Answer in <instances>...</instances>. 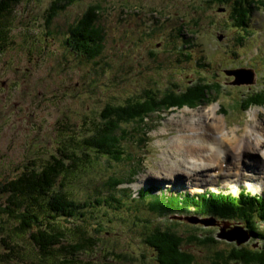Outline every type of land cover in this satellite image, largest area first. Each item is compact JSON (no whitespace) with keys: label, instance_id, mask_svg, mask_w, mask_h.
<instances>
[{"label":"rangeland","instance_id":"374dc122","mask_svg":"<svg viewBox=\"0 0 264 264\" xmlns=\"http://www.w3.org/2000/svg\"><path fill=\"white\" fill-rule=\"evenodd\" d=\"M53 1L21 0L12 6L5 20L6 40L0 53V184L18 176L24 166L30 168L36 165L39 168L66 136L78 138L84 135L86 129L92 127L89 124L91 120H101L100 113L106 105L135 102L146 92L159 98L165 92L167 95L174 91L187 94L192 84L214 83L211 90L204 89L212 91L208 98L210 102L199 101L194 106L183 104L181 108H161L150 113L144 118V122L151 120L145 126L149 128L146 135L135 131L138 127L136 123L120 125L117 133L120 134L123 129L128 134L122 142L124 156L121 161L104 158L92 161V157L90 168L62 181L69 195L82 203L94 195L95 190L104 195L106 189L103 184L109 178L127 176L131 168L135 175L140 172L137 177L134 176L133 183L119 186L120 189L127 188L123 193L121 209H112L103 203L93 204V209H89L92 213L84 219L85 225L95 232L99 228L97 224L101 223L103 231H97V235L87 233V236L97 237L99 243L97 241L94 246L95 240L86 238L88 244L93 241L94 248L76 252L74 264H147L150 262L149 253L139 241L135 218L155 222L154 214L140 206L145 200H130L144 188L153 190V187H159L177 194L186 190L161 186V180L164 186L175 187L177 184L169 182V176L161 179L162 176L157 174L163 172L162 167H169L172 161L175 166L184 163L183 156L177 157L178 153L173 160L169 158L172 142L180 136L191 135L181 131V125L196 121L198 117V120L209 117L207 122L215 120V125L219 123L227 129L228 136L231 129H237L233 136L235 141L242 139L244 129L264 128V107H256V98L251 99L246 111L240 109V102L250 99L251 91L264 84V70L260 66V62L264 61V15L260 11L264 8L253 10L251 21L244 31L228 25L229 6L217 5L212 12L206 9L197 11L190 19V14L186 15L189 11L187 6L205 7L203 0H79L58 11L48 22L46 13ZM256 1L264 4V0ZM92 6L99 7L95 22L102 29L101 51L95 61L87 62L79 54L64 48L63 40L69 26ZM219 9H225L224 13L218 12ZM186 20L190 27L199 25L200 31L195 34L197 37L191 36L192 32L187 34L189 25ZM181 21L187 32L182 28ZM214 30L221 32L214 35ZM216 36L220 37V41L216 40ZM184 37L188 38L187 43L183 42ZM239 37L243 40L241 43L238 42ZM241 56L244 57L242 64H249V68L241 65ZM252 68L256 74L250 71L251 82L246 83L244 78L247 76L250 79L244 71L249 72L247 69ZM226 69L242 72L238 73L240 78L226 76L223 73ZM237 80L243 82L236 84ZM216 85L220 86L218 93L214 91ZM215 96L217 100L210 99ZM213 112L216 116L212 115ZM239 158L241 162L238 163L235 156L229 155L222 159L219 166L209 165L207 170L198 172H203L199 175L201 181H195L199 183L187 189L192 193L210 187L232 194L242 190L264 198V177L261 174L264 159L260 157L259 160L258 155L253 153L248 156L247 152ZM195 164L200 170L206 168L201 163ZM137 165L141 167H135ZM223 167H229L230 173L226 174ZM210 172L213 179L208 182H215L204 184ZM172 178L184 183L189 180L181 175ZM129 181L124 179L123 182ZM150 192L156 195L157 191L155 194ZM145 198L149 200V197ZM5 201L6 197L0 195V206H4ZM135 204L140 206L138 211L127 212L126 208ZM172 217L156 218V221L162 227L172 222L178 223L181 228L179 222L184 220ZM163 220H166L165 224ZM192 221L196 222L195 219ZM132 222L137 226H132ZM206 224H214V221ZM12 226L10 221L0 224V264H46L34 250H28L27 234H11L7 241L17 246V250L12 256L5 257L9 251L1 238L10 234ZM211 230L206 234L215 235L217 229ZM225 230H239V241L244 237L238 225L231 230L225 226ZM179 232L183 237L188 233L183 229ZM65 234L69 242L68 234ZM66 241L61 242L64 247H67ZM190 247L185 245L184 249L189 250ZM224 248L225 245L220 244L195 251V254L190 252L198 264H209L212 252Z\"/></svg>","mask_w":264,"mask_h":264},{"label":"trees","instance_id":"16d2710c","mask_svg":"<svg viewBox=\"0 0 264 264\" xmlns=\"http://www.w3.org/2000/svg\"><path fill=\"white\" fill-rule=\"evenodd\" d=\"M20 1L0 0V53L4 49L6 40L5 20L12 6ZM78 1L54 0L47 10V21L49 22L58 11ZM214 1L220 4L225 0ZM250 5L251 2H248L246 6L236 2V6L229 14L233 28L243 29ZM260 5L264 7V4ZM98 9L97 6L89 7L74 24L69 26L67 36L63 40L64 48L79 54L87 62L95 61L100 56L102 29L95 22ZM212 84L197 82L192 84L187 94L174 91L167 95L165 92L160 98L146 92L143 98L135 102H126L124 105L117 106L106 105L100 113L101 120H91L89 124L92 127H88L84 135L78 138L66 136L39 168L36 165L30 168L24 166L17 177L0 184V195L6 197L4 206H0V224L10 221L13 225L10 234L7 233L1 238L5 249L9 251L5 253V257L12 256L17 250V246L7 241L11 234L17 236L27 234L30 244L28 250H34L46 264H74L77 260L76 252L83 251L85 248L87 250L94 248L97 241L99 243V239L87 236V233L93 231L87 228L84 221L86 216L92 213L89 209H93V204L101 203L112 209H115L116 204V210L121 209L123 193L126 189L118 190V186L127 183L123 182L124 179L132 180L135 176L134 170L131 168L128 175H123L120 179L109 178L103 184L106 189L104 195H99L98 192L101 191L95 190L94 195H90L82 203L69 195L62 181L67 177L73 178L86 168H90L92 157V161L100 158L121 161L124 156L122 142L128 134L123 129L120 134L117 133L120 125L129 123L144 125V118L161 108H181L183 104L194 106L199 101L204 103L208 101L212 92L204 91V89L210 88ZM217 87L220 89L219 85ZM214 91L219 92L217 89ZM251 94V98L246 100L240 109L242 107L243 110L246 109L251 99L255 98L257 102L254 104L264 106V85L256 88ZM206 97L207 100H205ZM147 130L148 128L143 130L137 127L135 131H141L144 135ZM28 163L33 164V162ZM147 192L140 191L137 199L145 200L140 206H143L148 213L162 217L178 211L176 213L183 216L185 215L183 208L190 209L198 216L215 217L221 221L239 224L251 239L238 246L234 243L225 244L216 240L212 234L202 235L211 230L202 229L199 226L188 229L191 231L183 237L179 232L178 223L170 222L161 229L159 225L153 226L148 219L135 218L138 222L137 234L141 244L149 253L150 262L147 264H198L192 253L195 254V251L199 252L203 248L220 244L225 245L226 248L221 251L215 249L209 264H264V199L260 196L242 192L237 196L205 192L190 199L175 198L163 205L165 199L150 195L149 190ZM145 197H149V200ZM135 200L136 198L133 197L130 202ZM137 205H129L126 208L127 212L138 211L140 206ZM255 218L260 222L258 223ZM76 221L81 223H74ZM97 226L99 228L94 230V235L103 231L100 229L103 228L101 223ZM132 226L137 224L132 222ZM65 233L68 234L69 242L66 241ZM86 238H93L94 246H92L93 241L88 244L89 241ZM64 240L67 242V247L61 244ZM253 241H260L255 248ZM185 245H191L190 249H184Z\"/></svg>","mask_w":264,"mask_h":264},{"label":"bare ground","instance_id":"6f19581e","mask_svg":"<svg viewBox=\"0 0 264 264\" xmlns=\"http://www.w3.org/2000/svg\"><path fill=\"white\" fill-rule=\"evenodd\" d=\"M236 76L237 79L240 78L239 74H237ZM212 115L216 116V113L213 112ZM257 118H260V116L257 115ZM198 119L196 121H190L189 123H184L183 125H181V131L190 132L191 135L180 136V139L177 138L176 141L172 142V146H169L170 151L172 152V154L169 155V158L173 160L174 156L178 153L177 157L178 155L183 156L182 158L184 160V163L180 164L179 166H175V162L173 163L172 161L171 163H169V167H162L163 172L157 173L162 176L161 179H165V177L167 176H169V178H172V176L174 175H181L184 176V178H188L189 180H192L191 177L199 178V175L203 172H198L207 170L209 165L211 164H216L219 166V163H221L222 159L225 157L227 158L229 155L235 156L238 163L241 162V159L239 158L240 155L246 152L248 156L250 153H253L258 155L259 160L260 157L264 159V128L255 127L256 129H249V131H246L244 129L243 136H241L242 139L240 141H235L233 136H235V131L237 129H231V133L228 136L225 132L226 128L224 126H219V123L218 126L215 125V120H211V123H209L207 122V120H209V117L207 120ZM216 120H218V118ZM225 148H227L228 150L225 151ZM195 163H201L203 166L205 165L206 168L200 170V168L196 167ZM261 174H263L262 177H264V170L261 172ZM157 176L158 175H156L155 177ZM257 178H259V176ZM222 232L223 231H221L220 234H222ZM239 233L241 232L235 230L228 232V235L222 234L220 236L228 240L239 241L238 237H233V235H239ZM231 237H233V239H231Z\"/></svg>","mask_w":264,"mask_h":264},{"label":"flooded vegetation","instance_id":"af4514ba","mask_svg":"<svg viewBox=\"0 0 264 264\" xmlns=\"http://www.w3.org/2000/svg\"><path fill=\"white\" fill-rule=\"evenodd\" d=\"M233 1V3L229 6V11H231V9L234 7V5H235V2L236 1H238V0H232ZM254 1H256V0H254ZM254 1L253 0H240V3L242 4V5H246V3H248V2H253L254 3ZM211 2V0H209V1H206L205 2V5H208L209 3ZM215 7V5H213V6H208L207 8L206 7H203V6H197V5H189V6H187V9L189 10L188 12H186V14H190V16H193L197 11H203L204 9H206V10H209V11H212L213 9L212 8H214ZM230 13V12H229ZM228 13V14H229Z\"/></svg>","mask_w":264,"mask_h":264},{"label":"water","instance_id":"95a60500","mask_svg":"<svg viewBox=\"0 0 264 264\" xmlns=\"http://www.w3.org/2000/svg\"><path fill=\"white\" fill-rule=\"evenodd\" d=\"M225 74H226V75H232V76H234L235 78L237 77V76H236V75H237V72H236V71H225ZM243 81H245V80H243ZM248 81H249V80L247 79L246 82H248ZM240 83H241V81H238V80H237V83H236V84H240ZM207 222H208V221H207ZM207 222H205V224H206ZM207 225H211V224H207ZM221 230L223 231L222 234H224V235H228L227 232L224 231V227H223V228L220 229V232L217 234V238H218V239H224V240H227V241H230V242H231V241H234V240H228V239L222 238V237L220 236V235H222V234H220V233H221ZM224 235H223V236H224ZM243 235H244V237L241 238V241H244V242H245V241L248 239V237L246 238V235H245V234H243ZM234 236L238 237L237 235H234ZM234 236H233V237H234ZM238 239H239V238H238ZM244 239H245V240H244ZM235 241L237 242V244H241V243H243V242H241V241H240V242L237 241V240H235Z\"/></svg>","mask_w":264,"mask_h":264},{"label":"clouds","instance_id":"9594fccd","mask_svg":"<svg viewBox=\"0 0 264 264\" xmlns=\"http://www.w3.org/2000/svg\"><path fill=\"white\" fill-rule=\"evenodd\" d=\"M183 29H185V28H183ZM237 30H238V29H237ZM239 30H244V31H245V30H246V28L239 29ZM185 31L187 32V30H186V29H185ZM187 34L191 35L189 32H187ZM191 36H193V35H191ZM184 38H185V37H184ZM185 39H186V40H184V39H182V40H183V42H184V43H187V42H188V41H187V40H188V38H185ZM185 41H186V42H185ZM179 51H180V53H181V50H179ZM212 83H213V82H212ZM212 83H210V84H212ZM213 84H214V83H213ZM213 84H212V85H213ZM212 85H211V86H212ZM208 89H210V90H211V87H210V88H208ZM215 89L219 90V88L217 87V85L215 86L214 90H215ZM241 106H244V105H241Z\"/></svg>","mask_w":264,"mask_h":264}]
</instances>
